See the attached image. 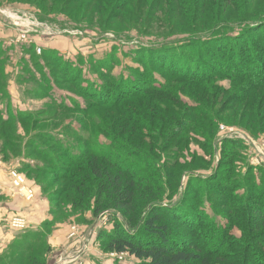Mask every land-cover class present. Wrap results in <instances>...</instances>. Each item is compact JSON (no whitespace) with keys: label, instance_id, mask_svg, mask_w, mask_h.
I'll return each instance as SVG.
<instances>
[{"label":"rangeland","instance_id":"1","mask_svg":"<svg viewBox=\"0 0 264 264\" xmlns=\"http://www.w3.org/2000/svg\"><path fill=\"white\" fill-rule=\"evenodd\" d=\"M188 2L0 0V157L18 169L26 183L30 178L48 201L51 221L44 238L57 231L67 233L56 250L46 238L36 236L28 238L39 242L28 254L23 246L29 241L14 244L0 255V264H138L126 254L118 259L120 254L110 252L106 243L116 232L147 241L142 228L147 210L138 207L136 213L142 221L133 224L126 223L127 216L120 208L107 206L96 212V198L88 188L95 189L97 184L84 178L81 193L70 184L75 171L69 161L86 148L92 153L107 151L122 171L128 167L143 171L139 174L146 184L162 198L156 212L168 219L170 236L179 244L199 246L198 238L204 239L202 231L213 226L224 232L223 243L228 247L218 264H240V250L236 251L240 242L252 243L253 257L264 253V227L256 225L258 229L252 231L256 210L250 206L264 192V128L252 127L240 116L248 101L241 102L233 113L228 102L232 90H238L243 82L220 76L198 87L187 83L191 87H186V92L175 90L180 104L169 106L181 116L169 127L145 119L149 128L142 123L132 128L119 113L120 107L130 102L123 97L122 88L132 83L142 87L171 81L156 67L160 51L155 49L160 45L175 43L182 58L192 52L196 56L197 49L179 46L196 35L189 33ZM247 2L249 6L258 2L262 5L259 11L264 10V0ZM180 5H184L181 11L177 10ZM176 82L171 81L173 88ZM207 86L213 87L216 96H193L191 90L202 91ZM108 97L113 104L99 106V101ZM186 107L207 111L215 126H208L203 116H199L200 123L190 122L182 115ZM180 122L190 123L199 133L188 132L180 150L175 144L163 149L160 141L164 139L159 134L163 136L169 128L184 134ZM230 150L234 156L228 158ZM174 163L182 174L179 182L169 187L163 166L169 171ZM147 167L152 171L143 170ZM207 177L217 181H198ZM165 208L186 224L166 214ZM192 226L196 233L188 230Z\"/></svg>","mask_w":264,"mask_h":264},{"label":"trees","instance_id":"2","mask_svg":"<svg viewBox=\"0 0 264 264\" xmlns=\"http://www.w3.org/2000/svg\"><path fill=\"white\" fill-rule=\"evenodd\" d=\"M247 1L189 0L186 7L191 10V15L188 17L190 19L189 33L203 34L204 36L198 38L195 35L182 41V45L179 46L190 45L192 49H197L196 56L192 52L187 54V58H182V54L176 53L180 47H177L175 43L171 44V46L167 45L168 47L160 45L156 48L155 51H160L158 54L160 61L157 62L156 67L164 70L168 77L171 78V81L177 80V82L174 88L171 86V81H168L165 85H160L159 83L150 85L152 83H149V85L142 87L132 83L127 88H122L123 93H125L122 94L123 97L130 100L127 105L119 109L121 118L127 121L125 124H130L132 128H135L137 124L142 123L149 128L150 125L144 121L148 119L151 123L159 121L162 125L169 127L170 123L176 120V116L180 115V113L169 106V103L180 104V100L176 97L177 92H186V87L190 90L191 86H187V83L195 84L198 87L205 82L224 76L231 78L232 82H243L242 87H239L238 90H232L228 101L231 102L229 110L233 113L239 109L238 106L241 102L248 101L243 106V113L240 116L246 119L247 124H250V126L253 127L257 124L258 129L262 130L264 128V113H262V109L264 112V10L259 11V7L262 5H259L258 2L249 6ZM183 6L180 5L177 10L181 11ZM212 22L213 24H211ZM149 77L151 80L153 79L151 75ZM177 84H183V86H178ZM191 91H193L194 97H199L200 95L209 97L211 94L216 96L212 86H207L202 91ZM109 100L110 98L108 97L102 103L99 101L101 104L99 106H111L113 102L110 104ZM164 102L167 103L163 105L162 103ZM142 112H145L144 118H141ZM261 113L263 115H260ZM216 114L218 115V113ZM182 115L194 123H200L199 116H203L210 123L208 126H215V122L207 116V111L201 113L200 108L186 107ZM256 118L259 120L256 121ZM180 124L179 128L181 127L184 134H180V131H176L175 128H169L165 134L163 133V136L159 134L165 140V142L164 140L160 141L165 145L162 147L163 149L169 144H175L180 150L188 132L199 133L190 123H183L184 126L181 122ZM133 131L132 129L131 132ZM159 131L161 132V128H159ZM178 136L179 139L177 140ZM91 151L86 148L74 160L71 159L69 161L70 168L75 171L70 177V184L81 190L80 193L84 191V178H90L97 184L95 189L94 187L88 188L93 191V195L96 198V212L99 213L101 211L100 208L107 206L120 208L124 210L125 216L128 217H125L126 223L133 224L142 221L141 215L139 216L136 213L137 208L142 207V210H147L146 217L143 218L142 228L149 239L143 241L130 236L128 233L116 232L106 243L110 252L126 254L134 258L138 264L219 263L220 254L225 252V249H228L226 243H223L225 241L224 232L220 233L221 231L216 230L213 226H208L207 231H202L204 232V239L197 237L200 241L199 246L194 247L191 243L179 244L178 240L170 236L171 230L166 221L168 219L165 215L159 216L156 212L159 209L157 206L160 205L162 198L154 193L151 186L146 184V178L139 174L143 171L135 172L133 167H128L122 171L121 165H116L112 155H109L107 151H96V153ZM226 154L228 158L234 156L232 150ZM96 160L101 162L96 163ZM163 168L165 172L162 175L166 178L169 187L179 182L182 173L178 174V170L181 169L178 163L170 165L169 171H167V166H163ZM113 170H116L115 174H111ZM143 170L152 171L149 167ZM65 179L67 178L62 177V180ZM199 180L209 183L214 180L215 182L217 181L216 178L211 180V177L198 178ZM198 181H196L195 185ZM161 190L162 188H158V191ZM209 190H212V188H209ZM60 192L63 193L64 191ZM60 192L57 194H60ZM259 193L261 192L257 194ZM250 203V206L253 205L251 208L256 210L254 211L256 215L253 216L255 227L252 226V231L254 232L259 227H256V225L264 227V192ZM165 212L171 215L167 208H165ZM171 216L178 219L182 224H186V222L182 221L184 219L181 216L176 214ZM188 230L192 233L197 232V229H194L193 226L190 229L188 228ZM262 231L264 234V228ZM253 232L251 233L253 234ZM25 238L28 239V236ZM38 238L42 240V237ZM28 241L26 240L25 242ZM37 244L39 242L29 241V243L24 245L23 248L25 247L26 254L34 250ZM239 244L236 251L240 250L237 253L238 257H240V264H264V253L256 251L261 255L259 257L258 254L254 257L252 256L250 250L251 242L247 244L240 242ZM32 264H37V261H33Z\"/></svg>","mask_w":264,"mask_h":264},{"label":"crops","instance_id":"3","mask_svg":"<svg viewBox=\"0 0 264 264\" xmlns=\"http://www.w3.org/2000/svg\"><path fill=\"white\" fill-rule=\"evenodd\" d=\"M14 169L12 164L6 163L0 157V255L12 249L13 245H22L36 236L48 240L47 244L56 250L66 239V232L57 231L52 237L44 238L46 228L50 226L51 216L48 201L41 193L40 188L30 179L27 187L34 190V199L26 202L24 197L18 195L11 187L9 172ZM14 216H21L27 221V229L23 232L11 231L8 221ZM25 240V241H24Z\"/></svg>","mask_w":264,"mask_h":264},{"label":"built area","instance_id":"4","mask_svg":"<svg viewBox=\"0 0 264 264\" xmlns=\"http://www.w3.org/2000/svg\"><path fill=\"white\" fill-rule=\"evenodd\" d=\"M9 178L12 189L24 197L26 202H31L34 199V192L26 185V178L19 173L18 169H12L9 172ZM8 227L14 232H23L27 229V221L21 216H14L8 221ZM124 254H120L118 259H122Z\"/></svg>","mask_w":264,"mask_h":264}]
</instances>
